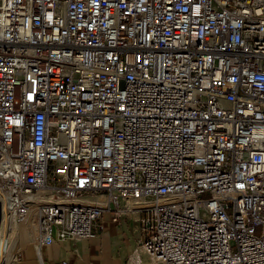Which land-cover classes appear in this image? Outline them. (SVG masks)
I'll use <instances>...</instances> for the list:
<instances>
[{"label": "built area", "instance_id": "obj_1", "mask_svg": "<svg viewBox=\"0 0 264 264\" xmlns=\"http://www.w3.org/2000/svg\"><path fill=\"white\" fill-rule=\"evenodd\" d=\"M0 195L41 264L134 212L160 264H264V0H0Z\"/></svg>", "mask_w": 264, "mask_h": 264}, {"label": "crops", "instance_id": "obj_2", "mask_svg": "<svg viewBox=\"0 0 264 264\" xmlns=\"http://www.w3.org/2000/svg\"><path fill=\"white\" fill-rule=\"evenodd\" d=\"M145 217L143 212H134L118 223L107 217L103 235L43 247V260L46 264H58L63 259L76 264H129L146 237ZM21 226L23 223L19 224V231ZM18 247L23 250L24 256L16 261L17 264H41L36 247L26 233L19 238Z\"/></svg>", "mask_w": 264, "mask_h": 264}, {"label": "rangeland", "instance_id": "obj_3", "mask_svg": "<svg viewBox=\"0 0 264 264\" xmlns=\"http://www.w3.org/2000/svg\"><path fill=\"white\" fill-rule=\"evenodd\" d=\"M5 209H6V206H5ZM4 215H5V223H4L3 230L6 233V237H8L9 235H10V237L14 236L13 238H11L12 247L10 249V255H12V256L8 255L7 264H17V262L15 261V250L19 248L18 247L19 238L21 237V235L26 233V235H28L29 240L32 241L33 240V238H32L33 233H31L29 228L23 223V226H21L20 231H19V226H18L16 229V234L14 232L11 234L10 230H11L12 224L9 221V214L7 213V211H5ZM8 228H9V230H8ZM23 231H24V233H23ZM17 239H18V241H17ZM138 252L142 255V259L136 260V256H134L132 258V260H130L129 264H147V263L148 264H160L158 262L151 260L150 257L144 251V249H142V247L140 249H138ZM5 259H6V255H4L2 253V256H0V264L4 263Z\"/></svg>", "mask_w": 264, "mask_h": 264}, {"label": "bare ground", "instance_id": "obj_4", "mask_svg": "<svg viewBox=\"0 0 264 264\" xmlns=\"http://www.w3.org/2000/svg\"><path fill=\"white\" fill-rule=\"evenodd\" d=\"M87 201H93V200L92 199H89V200L87 199ZM4 210L6 211V209H5V201H4L3 197H1V195H0V256H2V253L4 255H6V259H5L4 263H2V264H7L8 255H10V249L12 247L11 238H13L14 236L10 237V235H9L8 237H6V233L3 230L4 223H5V215H4L5 211ZM11 224L10 225L12 227H11L10 232H11V234L13 232L16 234L17 225H16V222H15L14 219L12 220ZM8 230H9V228H8ZM17 241H18V239H17ZM10 256H12V255H10ZM135 256H136V260H141L142 259V255L138 252V250H137Z\"/></svg>", "mask_w": 264, "mask_h": 264}]
</instances>
